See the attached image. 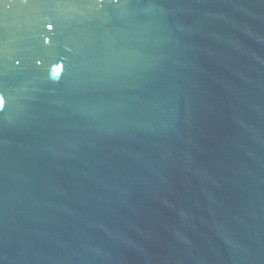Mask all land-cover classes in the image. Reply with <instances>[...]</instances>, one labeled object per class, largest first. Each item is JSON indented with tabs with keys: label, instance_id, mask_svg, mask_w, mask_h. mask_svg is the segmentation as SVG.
Returning <instances> with one entry per match:
<instances>
[{
	"label": "water",
	"instance_id": "obj_1",
	"mask_svg": "<svg viewBox=\"0 0 264 264\" xmlns=\"http://www.w3.org/2000/svg\"><path fill=\"white\" fill-rule=\"evenodd\" d=\"M0 264H264V0H0Z\"/></svg>",
	"mask_w": 264,
	"mask_h": 264
}]
</instances>
